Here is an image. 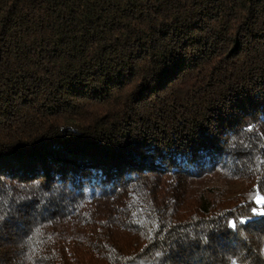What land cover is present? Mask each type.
Returning <instances> with one entry per match:
<instances>
[{
  "label": "trees",
  "instance_id": "1",
  "mask_svg": "<svg viewBox=\"0 0 264 264\" xmlns=\"http://www.w3.org/2000/svg\"><path fill=\"white\" fill-rule=\"evenodd\" d=\"M257 196L264 0H0V264H264Z\"/></svg>",
  "mask_w": 264,
  "mask_h": 264
},
{
  "label": "snow or ice",
  "instance_id": "2",
  "mask_svg": "<svg viewBox=\"0 0 264 264\" xmlns=\"http://www.w3.org/2000/svg\"><path fill=\"white\" fill-rule=\"evenodd\" d=\"M257 204H264V197H257L256 201ZM251 212L254 216H264V209H257V208H252ZM239 224H244L245 223V219H240ZM228 226L230 228L235 229L237 227V222L233 221V220H229L228 221ZM233 264H235V261H233Z\"/></svg>",
  "mask_w": 264,
  "mask_h": 264
},
{
  "label": "rangeland",
  "instance_id": "3",
  "mask_svg": "<svg viewBox=\"0 0 264 264\" xmlns=\"http://www.w3.org/2000/svg\"><path fill=\"white\" fill-rule=\"evenodd\" d=\"M257 197H260V196H257Z\"/></svg>",
  "mask_w": 264,
  "mask_h": 264
}]
</instances>
